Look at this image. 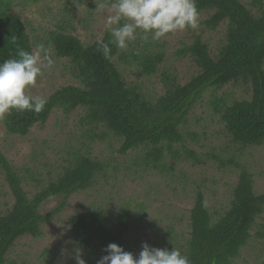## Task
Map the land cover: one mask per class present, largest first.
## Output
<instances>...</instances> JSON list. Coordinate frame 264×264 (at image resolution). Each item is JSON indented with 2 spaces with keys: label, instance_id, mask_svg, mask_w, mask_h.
Here are the masks:
<instances>
[{
  "label": "trees",
  "instance_id": "16d2710c",
  "mask_svg": "<svg viewBox=\"0 0 264 264\" xmlns=\"http://www.w3.org/2000/svg\"><path fill=\"white\" fill-rule=\"evenodd\" d=\"M103 1L109 5L114 2ZM14 2L0 0V64L20 59V50L34 51L25 22L13 12ZM196 4L199 15L207 14L203 24L208 30L227 24L226 40L215 55L202 36L178 51L180 56H189L198 67L186 83H181L176 73L165 71L164 93L148 94L141 84L127 81L120 65L137 63L138 77L154 76L165 60L164 51L147 48L140 51L135 47L121 52L110 44L111 58L106 59L99 42L111 41L109 29L101 39L84 44L71 33L75 30L72 23L63 21L58 30L49 32L48 41L58 57L67 58L76 68L74 76L80 84L55 91L45 99L46 106L40 113L13 109L0 120L8 133L27 136L36 125H44L56 109L66 114L81 109L80 125L85 138L96 143L112 137L120 144L121 155L136 152L132 164L126 167L136 174L169 175L177 170L175 162H189L193 166L215 162L219 168L233 165L239 170L238 181L230 205L219 218L215 220L204 191L199 189L191 209L189 238L178 242L176 235H170L171 231L167 234L191 264H234L254 236L253 227L264 213V193L255 191L254 174L248 165L235 160V151L228 158L213 152L214 149L200 152L196 147L201 146L200 135L190 130L188 123L190 114L205 99L204 94L210 92L208 104L220 116L219 122L223 123L228 138L231 137L234 149L242 153L248 147L264 145V0L253 1L256 10L241 0H196ZM229 84L251 87L250 99L230 100L226 94H220L219 90ZM0 167L14 198L11 208L0 210V264H16L9 257L14 244L24 236L41 237L43 225L65 209L71 196L91 190L98 192L101 184L109 182V172L113 171L114 177L121 173L109 158L94 156L86 144L69 151L57 171L51 170L46 176L32 169L25 174L23 169L11 166L1 149ZM30 179L36 181L34 192L26 189ZM50 198L61 201L43 213L41 207ZM136 203L141 212L147 211V205ZM109 211L102 204H92L70 220L86 264H97L107 254L104 249L110 243L131 252L127 237L137 227L134 219L137 209L126 203L114 216ZM136 218L141 222L145 216Z\"/></svg>",
  "mask_w": 264,
  "mask_h": 264
},
{
  "label": "rangeland",
  "instance_id": "374dc122",
  "mask_svg": "<svg viewBox=\"0 0 264 264\" xmlns=\"http://www.w3.org/2000/svg\"><path fill=\"white\" fill-rule=\"evenodd\" d=\"M241 1L256 10L252 6L254 0ZM14 3L13 12L25 22L34 44V51L41 43L47 47L49 32L58 30L59 26L64 25L63 21L72 23L75 30L71 33L78 36L84 44L93 43L101 39L108 29L105 26L107 16L115 15L111 5L103 0H15ZM98 4L102 7L97 8ZM206 17V13L199 15L196 30H177L159 40H153L151 33L147 34V40L143 39L146 34L138 29L135 39L128 42L131 47L128 45L120 51H130L135 47L140 51L146 48L155 49L164 51L165 60L159 66L157 75L141 78L136 75L140 70L137 63L131 66L121 64L120 71L125 74L127 81L130 84H141L144 91L150 95L164 93L162 74L165 71L176 73L183 84L189 81L197 73L198 67L189 56H180L178 51L186 43H192L197 36H202L215 55L226 40L227 24L223 23L215 30H208L203 24ZM122 21L123 19L113 27L121 26L125 22ZM147 43L150 44L148 47ZM51 58L54 60L53 67L43 70V77L38 78L36 85L30 88L31 95L47 99L63 86L80 84L74 76L76 68L67 58L58 57L53 47ZM250 89L251 87L245 85L229 84L219 90V93L226 94L230 100H243L250 99ZM210 95V92H206L205 99L189 116L188 128L200 135L201 146H196L197 149L204 153L214 149L213 152L226 158L231 157L232 151H235V160H241L248 165L254 174L255 191L264 193V145L248 147L242 153L234 149L230 143L231 137L228 138L223 123L219 122L220 116L215 114L208 104ZM82 113L81 109L70 114L56 109L44 125H36L27 136L8 133L0 120V149L11 166L23 169L25 174L28 169L45 176L51 170L57 171L58 165L69 151L84 148L85 144L91 147L94 156L109 158L121 171L117 177H114L113 171L109 172V182L101 184L98 192L91 190L71 196L65 209L43 225L41 237H21L9 254L16 264H76V249L82 251V248L76 241L70 220L79 212L88 210L92 204L108 207L113 216L126 203L137 209L134 216L137 227L133 228L127 237L130 250L135 256L139 255L144 243L171 250L177 246L168 236L176 235L178 242L189 238L191 209L199 189L204 191L215 220L230 205L233 188L239 177V170L233 165L219 168L215 162L199 166H193L189 162H175L177 170L169 175L157 172L136 174L126 170V167L132 164L136 152L129 151L128 154L121 155L118 152L120 144L112 137H108L105 142L91 143L85 138V131L80 125ZM225 146L227 149L224 151ZM124 172L130 176H126ZM35 186L36 181L33 179L26 183L28 191L34 192ZM60 201L59 198H50L42 205L41 211L45 213L52 210ZM136 201L147 205L145 213L136 207ZM13 203L14 198L4 170L0 167V210L11 208ZM140 216H145L141 222L136 218ZM170 231L168 235L167 232ZM252 234L254 236L242 249L234 264H260L264 260V213L258 218Z\"/></svg>",
  "mask_w": 264,
  "mask_h": 264
},
{
  "label": "clouds",
  "instance_id": "9594fccd",
  "mask_svg": "<svg viewBox=\"0 0 264 264\" xmlns=\"http://www.w3.org/2000/svg\"><path fill=\"white\" fill-rule=\"evenodd\" d=\"M102 5L98 4V7ZM111 8L115 15H108L105 26L109 29L111 41L99 42L100 51L106 59L111 58L110 44L119 49H126L128 42L135 39L136 31L142 30L146 35L152 34L153 40H159L168 33L177 30L198 28L199 12L196 0H114ZM125 22L119 27L113 25ZM53 45L47 47L41 43L36 50H20V59H9L0 64V118L10 114L13 109L19 112L31 111L40 113L47 101L40 96L30 94L38 78L43 77L44 69H51L54 60L51 58ZM97 264H191L189 257L174 247L156 248L147 243L142 245L138 256L125 251L116 243H110L104 249ZM76 264H86L82 251L77 248L74 256Z\"/></svg>",
  "mask_w": 264,
  "mask_h": 264
}]
</instances>
